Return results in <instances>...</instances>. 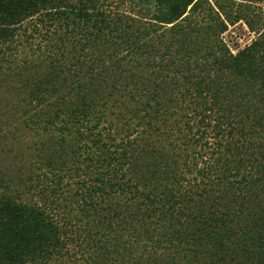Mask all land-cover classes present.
Returning <instances> with one entry per match:
<instances>
[{"label":"trees","instance_id":"1","mask_svg":"<svg viewBox=\"0 0 264 264\" xmlns=\"http://www.w3.org/2000/svg\"><path fill=\"white\" fill-rule=\"evenodd\" d=\"M222 11L0 0V264H264V26Z\"/></svg>","mask_w":264,"mask_h":264},{"label":"rangeland","instance_id":"2","mask_svg":"<svg viewBox=\"0 0 264 264\" xmlns=\"http://www.w3.org/2000/svg\"><path fill=\"white\" fill-rule=\"evenodd\" d=\"M216 10L222 13L225 18L226 14L222 10L231 13L232 16L237 14L244 15L243 18L229 23L228 29L223 33V38L228 46L234 51H238L257 37L258 31L264 26V0H209ZM221 2V10L216 4ZM246 17L253 19L255 30L249 26Z\"/></svg>","mask_w":264,"mask_h":264}]
</instances>
